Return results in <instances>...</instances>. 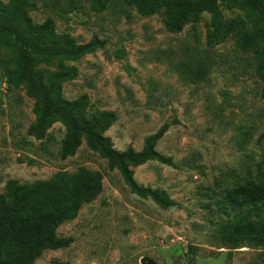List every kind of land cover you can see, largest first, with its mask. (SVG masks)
I'll return each mask as SVG.
<instances>
[{"label": "rangeland", "instance_id": "obj_1", "mask_svg": "<svg viewBox=\"0 0 264 264\" xmlns=\"http://www.w3.org/2000/svg\"><path fill=\"white\" fill-rule=\"evenodd\" d=\"M27 2L32 25L50 21L54 40L105 41L75 61L54 59L36 68L41 74L61 62L77 69L61 83V96H88L81 120L113 112L104 135L118 151L140 150L167 123L155 150L174 163L148 160L133 168L139 185L174 202L162 208L131 193L83 139L73 156L60 158L66 127L57 121L41 139L28 135L36 98L16 77L15 50L0 47V199L26 209L14 244L39 236L61 205H78L55 230L72 242L43 250L32 264H264L262 83L253 51L238 39L251 29L254 12L239 0H216L230 34L208 46L207 11L170 33L165 6L142 16L133 0Z\"/></svg>", "mask_w": 264, "mask_h": 264}, {"label": "trees", "instance_id": "obj_2", "mask_svg": "<svg viewBox=\"0 0 264 264\" xmlns=\"http://www.w3.org/2000/svg\"><path fill=\"white\" fill-rule=\"evenodd\" d=\"M239 2L255 14L251 29L240 31L238 39L241 48L253 51L257 60L255 74L262 83L260 97L264 101V0ZM133 3L142 16H149L165 6L167 15L164 27L170 33L181 31L185 23L196 21L202 12H210L212 18L206 32L208 46L222 43L230 34V27L218 14L216 0H133ZM96 4L94 3V8L97 7ZM27 5V0H10L6 7L0 1V47L15 50L16 77L26 86L28 93L36 98L33 108L35 118L27 129L28 135L41 139L54 122L60 121L66 127L60 158L73 156L83 139L90 150L107 160L109 169L119 172L131 193L140 198H149L162 208L173 206L174 202L165 193L139 185L133 177V168L148 160L174 166L171 157L155 150V144L168 129V124H162L158 130L146 136L140 150L136 151L131 146L121 151L116 150L110 137L104 135L116 119L113 112L93 113L88 116L89 121H83L80 115L86 113L88 96L82 94L72 101L61 96V83L73 79L77 75V69L61 62L56 70L44 69L40 74L36 69L39 64H48L54 59L75 61L102 48L105 41L92 36L85 43H77L69 35L54 40L53 29H50L52 23L49 21L50 24L44 26L32 25L25 15ZM260 139H264V127ZM77 208V204L69 208L61 205L39 236H34L23 245H15L13 239L18 231L17 222L26 209L22 211L18 203L8 204L0 199V264H32L43 250L68 246L73 239L58 237L55 230L63 221L73 218ZM28 209L35 208L31 206ZM9 248H13V255H7Z\"/></svg>", "mask_w": 264, "mask_h": 264}]
</instances>
